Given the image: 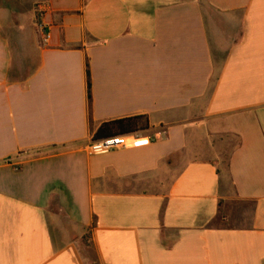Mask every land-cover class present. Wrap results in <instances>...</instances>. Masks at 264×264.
<instances>
[{"label":"crops","instance_id":"crops-1","mask_svg":"<svg viewBox=\"0 0 264 264\" xmlns=\"http://www.w3.org/2000/svg\"><path fill=\"white\" fill-rule=\"evenodd\" d=\"M42 5L0 1V264H264V0Z\"/></svg>","mask_w":264,"mask_h":264},{"label":"trees","instance_id":"trees-1","mask_svg":"<svg viewBox=\"0 0 264 264\" xmlns=\"http://www.w3.org/2000/svg\"><path fill=\"white\" fill-rule=\"evenodd\" d=\"M86 76L88 99L89 102H91V75L89 64H87ZM150 129V119L147 115L105 121L94 131L92 142H98L115 137L130 136L149 131Z\"/></svg>","mask_w":264,"mask_h":264},{"label":"built area","instance_id":"built-area-1","mask_svg":"<svg viewBox=\"0 0 264 264\" xmlns=\"http://www.w3.org/2000/svg\"><path fill=\"white\" fill-rule=\"evenodd\" d=\"M43 12L42 6L35 10L36 15H41ZM45 35V31L43 30ZM48 36L46 37V39ZM138 138L135 135L122 136L110 138L98 142H91L88 147V153L91 155L95 154H106L115 148H128L134 146L138 142Z\"/></svg>","mask_w":264,"mask_h":264},{"label":"rangeland","instance_id":"rangeland-1","mask_svg":"<svg viewBox=\"0 0 264 264\" xmlns=\"http://www.w3.org/2000/svg\"><path fill=\"white\" fill-rule=\"evenodd\" d=\"M0 1L3 5L7 6L8 10L21 8L22 21H23V24L25 25V24H28L30 21L29 17H28V13L26 12V8H27L29 2L32 3L34 13H35L36 9L43 6L42 2L45 0H0ZM34 24L37 25V22L35 21ZM88 241H89V236H86V238H84L83 241H81L82 246H83L81 253L83 255H85L90 260V264H93V263H95L94 262L95 257H94L93 252L90 249H88V246L90 245Z\"/></svg>","mask_w":264,"mask_h":264}]
</instances>
